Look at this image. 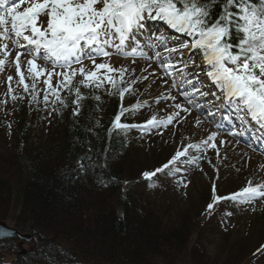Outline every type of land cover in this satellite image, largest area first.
<instances>
[{"label":"snow or ice","instance_id":"6c2138e0","mask_svg":"<svg viewBox=\"0 0 264 264\" xmlns=\"http://www.w3.org/2000/svg\"><path fill=\"white\" fill-rule=\"evenodd\" d=\"M13 52L14 59H10ZM113 55L131 58L133 64L138 59L149 61L148 68L155 63L160 69L157 78L168 85L155 103L171 101L166 106L173 111L166 117L153 113L143 123L122 122L126 114L135 115L149 105L139 100L123 105L125 94L135 91L132 85L141 77L126 78L135 69L130 73L127 66L113 67ZM98 58L104 59L97 63ZM13 65L16 85L28 94L29 105L35 104L39 110L42 102L49 116L53 112L62 115L69 100L73 117L79 116L83 101L89 98L82 88L91 90L97 111L102 98L96 90L118 95L121 104L107 130L110 138L115 134L126 140L133 129L141 137L154 130L162 135V130L193 111L198 114L196 126L203 123L200 116L213 125L216 131L197 142L184 137L189 142L178 147L162 166L143 172L149 187L155 186L153 178L162 173L187 187L186 166L199 168L203 159L211 164L208 153L212 150L219 158L220 147L228 143L220 139L217 144L224 131L233 137L253 133L264 154V132L255 135L264 130V0H0V74ZM13 79L7 76L4 96L22 101L25 96L12 87ZM7 102L0 99V105ZM95 127H102L99 119L87 129L99 138ZM108 152L105 148L99 167H107ZM87 160L91 163L92 156ZM76 163L79 171L85 169L83 157ZM99 182L107 186L103 180ZM262 199L264 181L249 179L244 187L224 196L217 194L213 182L206 211L211 213L221 201L251 204Z\"/></svg>","mask_w":264,"mask_h":264},{"label":"trees","instance_id":"16d2710c","mask_svg":"<svg viewBox=\"0 0 264 264\" xmlns=\"http://www.w3.org/2000/svg\"><path fill=\"white\" fill-rule=\"evenodd\" d=\"M91 102L83 101L77 117L68 111L45 143L38 134L25 132L10 151L0 145V220L35 236L23 256H17L16 239L0 242V264L188 263L186 243L198 232L194 213L162 212L133 190L122 193L123 183L132 177L130 167L122 162L121 146L106 143L103 129L94 128L99 138L87 130L95 122ZM27 116L23 111L21 127H28ZM105 148L107 167H99ZM81 157L83 171L76 163ZM179 247L182 254L176 252ZM237 248L228 249L231 261L241 255L244 264H251L254 247L241 248L236 256ZM192 254L198 252L193 249Z\"/></svg>","mask_w":264,"mask_h":264},{"label":"rangeland","instance_id":"374dc122","mask_svg":"<svg viewBox=\"0 0 264 264\" xmlns=\"http://www.w3.org/2000/svg\"><path fill=\"white\" fill-rule=\"evenodd\" d=\"M14 56L15 53L13 52L10 59H14ZM9 75L14 78L12 87L18 94L25 96L24 100H18V102H20L23 107H28V127L25 125L21 127L19 123L21 119L20 116L23 115V109L21 108L18 112L15 102L4 96L8 89L7 76ZM16 80H18V77H16L14 65L6 67L4 72L0 74V99L8 100L6 104L0 105V109H2L0 110V145L5 151H10L17 142H20L25 132H30L32 136L33 134H38L42 143H45L47 129L53 128V124L57 122L55 119L49 118L48 111L44 110L42 102L39 105V110H37V105H29L28 94L23 93L21 87H17ZM138 87L139 83L133 85L135 91L138 90ZM147 92L151 94L153 92V86L148 87ZM136 94V92L132 93L133 96ZM42 95L41 93V101ZM156 105L162 106V104L156 103L151 106ZM36 110L39 113V120L37 116H34ZM144 111L145 108L139 110L135 115L130 113V118L136 120ZM9 125H11L10 128ZM179 127V131L170 135V138H173L174 142L173 151H176V149L181 147V144L186 141L183 139L184 137H192L195 140H200L207 134V132L197 127L191 120L186 121L183 126L180 125ZM235 147V145L228 142L225 146L220 147V151L224 152L223 156L217 158L215 151H210L209 158L211 159V164H209L207 159L206 163L201 164L199 168L194 165L186 166L184 179L187 182V187L178 186L176 178L169 180L167 182L168 189L166 190L169 191L171 197L165 195V197H162L165 198L163 201L165 203L169 201L170 205L177 207L172 209L176 211V213L183 212V209L189 211L195 209L196 214L208 198V186L215 177V171L213 170L220 169L222 164L224 167H230L233 171H237L238 174L235 178L233 176H229L228 178L222 175L220 176L224 179V181H221L225 183L223 187H219L220 194H225L227 192L229 194L234 189L242 185L245 186L249 179L256 183L264 181V167H261L264 166V159L258 156L244 154L245 151L243 149ZM144 150L145 149L135 150L136 153L130 155V160L135 165V167L131 169L136 173L143 169L152 168L158 164L159 160L163 162L172 149L166 152L154 153L152 156H148V153ZM155 150L156 149H154V152ZM158 155H160V157L163 156V159L158 158ZM139 157H143L144 159H139ZM227 160H229V162L224 164ZM130 186V183L126 184L124 190L128 189ZM151 196L158 197L159 195L156 194ZM226 213H231V215H226ZM203 221H208L210 226L195 236L191 234V239L187 240L186 248L188 249V254L191 256L187 257L188 263L186 264H191L192 260H195L193 264H244V260H240L241 255L236 261L235 258L231 261L232 256H228L227 252L230 246L236 247L237 245V250H235V252L233 251L237 256V251L241 250V248L245 250L244 248L249 249V246L257 247L264 240V199L241 206L234 205L231 202L222 203L215 206L211 213L206 211L203 217H201V222ZM194 246L201 247L202 251ZM193 249L198 252L197 256L192 254ZM232 250L234 249L232 248ZM176 252L182 254V247H179ZM198 256L202 257L201 261L196 259ZM243 256L244 255H242V257ZM254 264H264V261Z\"/></svg>","mask_w":264,"mask_h":264},{"label":"water","instance_id":"95a60500","mask_svg":"<svg viewBox=\"0 0 264 264\" xmlns=\"http://www.w3.org/2000/svg\"><path fill=\"white\" fill-rule=\"evenodd\" d=\"M6 232L7 235H5ZM11 238H18L21 241H28L33 237L29 234H21L18 230L10 227L6 222L0 221V241Z\"/></svg>","mask_w":264,"mask_h":264}]
</instances>
